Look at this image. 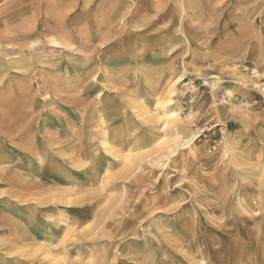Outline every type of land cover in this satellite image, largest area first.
<instances>
[{
	"label": "rangeland",
	"instance_id": "rangeland-1",
	"mask_svg": "<svg viewBox=\"0 0 264 264\" xmlns=\"http://www.w3.org/2000/svg\"><path fill=\"white\" fill-rule=\"evenodd\" d=\"M0 264H264V0H0Z\"/></svg>",
	"mask_w": 264,
	"mask_h": 264
},
{
	"label": "bare ground",
	"instance_id": "bare-ground-1",
	"mask_svg": "<svg viewBox=\"0 0 264 264\" xmlns=\"http://www.w3.org/2000/svg\"><path fill=\"white\" fill-rule=\"evenodd\" d=\"M164 116L166 118V125H173L175 126L176 129V125L179 123V114L177 112H164ZM195 138V135H193L188 141H185L186 139H184L182 137V134L179 133V131L176 132L174 138L172 139V141H170L167 145H165V148L167 150V155L170 156L172 154H174L178 149L182 148V147H187L186 145L193 140ZM193 142V141H192Z\"/></svg>",
	"mask_w": 264,
	"mask_h": 264
}]
</instances>
